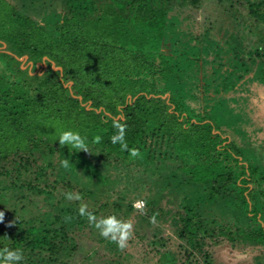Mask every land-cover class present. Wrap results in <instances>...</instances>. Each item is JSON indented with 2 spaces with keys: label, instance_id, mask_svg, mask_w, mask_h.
Instances as JSON below:
<instances>
[{
  "label": "trees",
  "instance_id": "trees-1",
  "mask_svg": "<svg viewBox=\"0 0 264 264\" xmlns=\"http://www.w3.org/2000/svg\"><path fill=\"white\" fill-rule=\"evenodd\" d=\"M46 1L58 7L38 23L31 13ZM245 1L246 13L242 0H0V250L22 251L19 264H210L214 249L239 246L259 248L254 262L264 263V161L247 151L254 130L223 111L225 96L210 111L195 107L198 71L211 61L216 76L226 54L234 66L220 76L231 80L216 93L230 96L251 72L264 90L255 38L264 0ZM209 6L217 18L248 20L247 31L219 41L207 16L202 33L183 28ZM25 55L47 57L45 73L23 69ZM114 122L139 157L112 143ZM64 131L78 132L88 152L61 147ZM82 205L97 219L130 222L127 247L101 237Z\"/></svg>",
  "mask_w": 264,
  "mask_h": 264
},
{
  "label": "rangeland",
  "instance_id": "rangeland-1",
  "mask_svg": "<svg viewBox=\"0 0 264 264\" xmlns=\"http://www.w3.org/2000/svg\"><path fill=\"white\" fill-rule=\"evenodd\" d=\"M10 1L12 4L18 5L21 3L23 0H8ZM243 3L241 4H237L236 7L238 9H241L244 13H246V11L241 7L242 4H245V0H242ZM38 3V2H37ZM41 4V3H40ZM39 4V12L38 14H33L31 13V15L34 17L35 21H37L38 23L41 22L44 18V15L46 13H49L52 10H55L58 7V2H50V1H46L44 5H40ZM42 10H46L45 13ZM31 11V10H30ZM202 12L198 13V16L195 17V21L194 24H191V22H184L183 23V28L184 29H190V31L193 30V32H195L196 34H200L202 33V28H201V22L200 20H204V17H209V24H213V30L210 31V33L212 32H220V34L218 36H214V38H216L219 41H225V43L229 40V34L231 33V31L236 30L239 31L240 29H242L243 31H247L245 25L248 23V20H243L241 22L243 23H236L235 20L232 19H223V18H217V16H215V11L214 9H212L211 6H209L207 9L202 10ZM241 24V25H240ZM205 25V24H203ZM223 27V29H221ZM226 30L229 31V34H226ZM189 31V32H190ZM207 33H204V36H201V40H203L204 42V47L208 46L210 48L214 47V42L213 39H209L208 36H206ZM252 35V34H250ZM199 35H197L196 39L197 42L199 40ZM248 36V33H247ZM210 37V36H209ZM255 38L258 41V45L259 46H264V24H262V28H258L256 29V33H255ZM223 45V44H222ZM183 48H186L185 44L182 45ZM203 47V48H204ZM198 45H196L195 43L192 44L190 50L191 53H194L195 49H198ZM5 49V45H3L2 47H0V50ZM166 52H170V49H167ZM222 55V53H221ZM223 56V55H222ZM26 57V58H25ZM28 56L25 55L23 57H19V60L22 63V68L23 69H27L30 73V75H43L45 73V70L47 69L46 64L43 61L47 60V57H43L42 61L39 62H33V61H28ZM209 59H214V56L212 55L211 57H209ZM207 59H204V62ZM209 61V60H208ZM222 62L224 63V67L222 68L221 72L218 73L216 76H214V72L216 70V66H214L213 63H211V61H209V63L205 66V71H198V75H197V81H196V85L197 87L195 88V93L198 95V100L195 103V107L201 111V112H207L210 111L212 109V107L214 106L215 102L219 99L222 98L223 96H225V98H222V100L220 101V103L224 106H222L223 111L224 112H235V114L237 115L238 121H234L236 123H239L240 128H242L243 130L246 128V126H248L249 124L251 125L252 129L254 130L253 133H248V137H250L251 139V149L247 150L250 151L251 155L253 156L254 160H257L258 155H261L264 161V90L260 89V87H258V82H260L259 78L254 75V72H251L250 74H248L247 79H243L242 82L238 83L234 90L232 91L233 93L229 96V93L231 91H229L228 93H216L215 89L217 86L220 85V83L223 81V77H221L220 75L224 73V71L226 72V70L229 69L232 70V67L234 66L233 64L229 65V55L226 54L224 55V57L222 58ZM53 66L52 68L54 70H61L60 66H56V64L52 61ZM220 63V60H218V64ZM199 65H202L201 62ZM216 65V64H215ZM218 67V66H217ZM204 73L207 75V77L204 75ZM205 76V78L209 81V85H208V89L204 90V83L202 81V76ZM61 77V76H60ZM225 78V82H222V85L224 86V88H226L228 82L231 80V77H224ZM72 82L69 81L68 83L65 84V86H71ZM233 85H231L230 87H232ZM251 87V88H250ZM218 89H221V87H218ZM167 95V94H166ZM170 95V93H169ZM167 95L166 97L169 98ZM227 96V97H226ZM163 98H166L164 96H162ZM255 101V104L257 106H260L261 110L258 111L256 109V107H254V105L250 102V101ZM209 119L212 120L213 116L209 115ZM215 120V119H214ZM227 121V120H226ZM227 136H231V134H226ZM224 135V136H226ZM238 135L241 137V135L238 133ZM237 138V134L236 136H234V138ZM238 140V139H237ZM246 142V141H245ZM257 152L258 155L256 154ZM256 197V196H255ZM144 204V198H142ZM146 200L148 198H145ZM160 203L163 206L168 207V209H170V206H167L165 201H160ZM143 212V211H142ZM157 218L162 222V225L164 228H166L165 233L167 234H171L172 230L170 229L169 224H166L162 221L161 218H159V215L157 216ZM160 223V222H159ZM258 227V226H256ZM258 230H262V232H264V228L261 227L258 228ZM86 238V241H89L90 238L87 235H84ZM159 238V235H158ZM250 250H247L245 248H241L239 246L236 247H230V246H224L221 247L219 249H214L212 254H211V261L210 264H255L254 262V258L256 256V254L259 253L260 249L259 248H249ZM129 250L131 252H134V254H136V250H134V248L130 247ZM152 258V257H149ZM264 264V263H263Z\"/></svg>",
  "mask_w": 264,
  "mask_h": 264
},
{
  "label": "clouds",
  "instance_id": "clouds-1",
  "mask_svg": "<svg viewBox=\"0 0 264 264\" xmlns=\"http://www.w3.org/2000/svg\"><path fill=\"white\" fill-rule=\"evenodd\" d=\"M114 128L117 129V134L113 135L112 143H119L121 150L126 151L133 158L140 156V151L136 148L129 149L128 144L125 141V125L118 122H114ZM59 144L61 147L67 146L69 149H76L80 151L88 152V148L85 144L84 138L80 136L78 132L64 131L59 135ZM99 142V138H97ZM65 168L68 167V161L63 162ZM66 198L79 199L78 196H73V194H66ZM140 201V200H138ZM142 201V200H141ZM137 202V201H136ZM135 202V203H136ZM134 207L137 208L135 206ZM142 203V202H141ZM145 206V204H144ZM143 206V207H144ZM86 205H82L80 208V214L86 216L91 224L99 231L101 237L106 240H110L115 243L117 247L121 250L127 247V242L133 236V225L130 222H124L118 220L116 216H107L97 219L96 215L86 211ZM138 209V208H137ZM4 220V213L0 212V222ZM154 220V217H153ZM24 256L20 250H9L4 248L0 250V264H19L23 260Z\"/></svg>",
  "mask_w": 264,
  "mask_h": 264
},
{
  "label": "built area",
  "instance_id": "built-area-1",
  "mask_svg": "<svg viewBox=\"0 0 264 264\" xmlns=\"http://www.w3.org/2000/svg\"><path fill=\"white\" fill-rule=\"evenodd\" d=\"M142 202V203H141ZM135 206L138 208V209H141V208H143V206H144V202L143 201H137L136 203H135Z\"/></svg>",
  "mask_w": 264,
  "mask_h": 264
},
{
  "label": "water",
  "instance_id": "water-1",
  "mask_svg": "<svg viewBox=\"0 0 264 264\" xmlns=\"http://www.w3.org/2000/svg\"><path fill=\"white\" fill-rule=\"evenodd\" d=\"M25 58H26V57H25ZM247 77H248V75L244 78V80L247 79ZM244 80H243V81H244ZM241 82H242V81H241ZM164 97H165V96H164Z\"/></svg>",
  "mask_w": 264,
  "mask_h": 264
}]
</instances>
